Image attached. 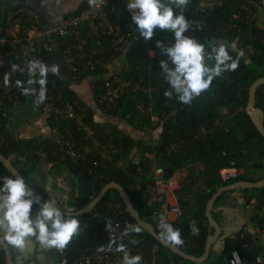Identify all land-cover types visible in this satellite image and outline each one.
I'll list each match as a JSON object with an SVG mask.
<instances>
[{"label":"trees","instance_id":"trees-1","mask_svg":"<svg viewBox=\"0 0 264 264\" xmlns=\"http://www.w3.org/2000/svg\"><path fill=\"white\" fill-rule=\"evenodd\" d=\"M126 3L127 0H106L104 6V12L111 25L118 27L121 31L132 32L131 45L126 54V64L122 69L117 70L130 83L127 93L120 100L121 113L119 114L116 111L110 114L112 116L119 115L128 124L141 130L142 127L154 124V127L160 132L155 144L148 145L145 149L141 139L134 138L127 132L113 129L111 133L115 135L117 141L124 148L115 161L100 163L97 168L98 172L96 171L93 174L84 169V163L81 160L74 161L69 157L63 150L62 145L56 141L57 134L55 132L50 136H44L38 142H31L29 139L22 140L15 136V132L9 133L5 130V118L0 116V153L8 158L16 155L15 157L20 159V162L23 163V167H21L22 175L39 196L45 195L48 181L47 173L42 170L44 165L48 166L51 173L69 180L71 183L76 181L80 183L83 181L89 182L96 194L108 183L116 181L126 189L134 206L140 212L141 218L152 223L158 235L161 233L159 227L161 221H156L150 217L152 210L147 211L144 208L148 200L152 198L148 190H155L158 179L152 167L154 164L163 168L170 166L174 171L186 167L189 171L187 179L180 187L177 186L174 191L183 216L181 215V218L178 217L174 221L167 220L166 222L171 224L173 228L179 229L181 236H192L190 238L200 239L204 248L208 233L205 232L203 236L194 237L191 234V226L194 220H197L199 224L209 223L206 215L208 201L223 184L232 182L222 181L220 170L231 165V161L235 158L237 160L243 158L245 161V152L250 155L254 154L259 161L264 159V136L247 111L250 87L255 80L264 76V0H190V3L184 9L185 18L187 20L201 19L206 21L204 32L201 35L198 34L200 37L199 42L206 45V51L211 52V42L219 41L229 45V54L233 59L237 57L240 51L244 53L240 57L237 70L225 72L221 77L214 79L209 90L194 99L190 105L179 102L175 94L171 98L164 95L165 91L169 89V85L162 76L159 61L166 57L162 49L156 46V42L160 41L165 46H171L175 42L174 34L157 28L153 37L145 40L139 35L136 25L132 24L131 15L125 7ZM89 5V0H84L71 15L86 10ZM245 5L251 6L249 11L256 12V17L250 18L247 16L244 11ZM184 35L190 36V30L186 31ZM60 41L63 46L62 50L57 47L52 51H47L43 48V44H38L28 49L23 55L25 57L26 54L30 61H47L68 52L67 55L71 56L67 61L83 63L82 65L88 63V56L82 58L79 51L73 49V40L62 38ZM101 41L102 45L98 46L99 51L109 58L113 53L112 37L107 33H102ZM234 43L236 46L233 45ZM90 46L93 47L95 44L89 39ZM17 47L18 53H20L21 47ZM8 49L7 45L0 47V52H6ZM151 51L156 52L155 56L151 57L149 55ZM88 53L89 49H86V54ZM16 62L19 63V67L14 76H19L22 74V68L20 61L16 60ZM206 62L209 65L213 63L209 60H206ZM109 70L98 64L93 72L83 75L76 82L69 77L68 83L60 81L57 76L48 72L46 86L51 88L60 87L64 92V102H67L71 101L73 96L80 94L75 87L82 85L85 78L90 77L94 80L91 84L94 88L90 89L93 93L92 101L95 102L96 94L105 88L104 76L108 74ZM66 71L68 72L67 67ZM39 79V73L32 78L35 81ZM138 81H140L141 86L134 89L133 83ZM37 86L40 89L39 83H37ZM150 92L152 96H149ZM38 96V94H31L24 100L38 107L37 102H34L38 99ZM82 97L83 105L88 109L92 125L94 127L99 126L96 125L97 123L93 119V109L90 104L84 102V95ZM140 99L153 102L151 114L145 117H142V114L135 110V105ZM256 106L264 108V85H261L256 91ZM37 109L41 111L39 108ZM152 114L158 116L157 121L151 119ZM50 124L52 129L55 124L52 117H50ZM66 127L72 130L75 138H78L74 121L61 124L62 134H64ZM97 133L103 137L100 130ZM107 135L109 136L110 133H107ZM27 142L29 145H27ZM135 147H138L135 156H140L138 162L135 161V157H130ZM79 148L77 147L76 150H79ZM146 152H151L154 155L153 158L148 157ZM244 161L242 163L237 161V165H244L245 167L252 165L251 163L246 164ZM123 162H126V167L121 165ZM35 170H38L44 181V184L40 187V192L36 189L35 183L32 184L27 180L28 176L34 173ZM3 176H13L15 178L12 172L0 161V177ZM2 183L3 181L0 180V184ZM138 185L140 189H138ZM254 189L261 191L257 203L259 207L264 206V186ZM193 196L196 197L193 199L194 201L200 200L197 209H194L191 204L194 203L191 201V197L194 198ZM48 197L49 199H55L51 196ZM55 200L57 201V199ZM91 200V196L84 197L80 193L69 200V208L66 211L81 209ZM111 203H121L124 212L118 215L110 207ZM57 204L63 209V204L58 201ZM39 207H41L39 204H33V217L35 216L34 210ZM95 213H99V215L95 217ZM64 215L66 218L75 217L79 221L85 220L87 222L86 226L81 225L79 227V235L74 236L66 246V258L70 264H74L84 253H93L103 246L116 244V240L108 238V233L116 228L118 221L122 223L124 230H126L127 224L139 227L140 231L136 234L140 238V247L147 254L155 252L164 264H171V255H177L161 243L148 229L137 223L136 219L129 213L120 192L115 188L110 189L103 201L91 212L81 215ZM261 221L262 219L259 220V222ZM250 238V236L244 238L241 235L236 238H229L226 241L222 259L215 264L227 262L234 249H237L246 260L255 259L254 252L244 247L245 242L250 241ZM113 241L114 243H112ZM120 243L126 245L125 241L119 242L118 245ZM198 243L200 244V242ZM0 264H7L6 253L1 243Z\"/></svg>","mask_w":264,"mask_h":264},{"label":"built area","instance_id":"built-area-1","mask_svg":"<svg viewBox=\"0 0 264 264\" xmlns=\"http://www.w3.org/2000/svg\"><path fill=\"white\" fill-rule=\"evenodd\" d=\"M105 4L106 0H96L86 10L68 16L55 27L46 25L34 11L26 7L17 8L13 11L14 15H9V19L16 20L18 25H21L22 30L12 36L8 28L0 26V47L10 44L20 45L23 52L26 53L28 49L38 44H43V48L47 51H52L57 47L60 48L59 50H62L63 46L60 39H71L74 41L73 49L77 50V52L79 51L80 57H89L88 63L84 65H82L83 63L80 64L72 62L71 60L66 62L68 72L70 71L68 75L75 82L80 77H83V75L93 72L98 64L105 69H110L111 62L116 60L117 55L119 56L130 42L132 32L126 30L121 31L118 27L110 24L109 18L104 12ZM250 8L251 6L249 5L244 6V11L247 13V16L250 18L256 17L257 13L255 12V14L249 11ZM188 20L190 23V36H196L194 38L200 40L199 35L204 32L206 21L201 19ZM102 33H107L112 37L111 45L113 47V53L109 58L99 51L100 48L98 46L102 45ZM89 39L95 46L89 47ZM86 49H89L88 54H86ZM205 52L208 53L206 50ZM18 60L22 68V74L19 76L11 75L0 67V116L5 119L9 117L10 110L17 109L24 103V99L28 96L23 93L24 88H30L32 95H39L40 92L37 83L28 84V81L34 75L30 76L28 72V62L30 60L26 57V54L25 57L24 55L22 57L18 56ZM129 83L119 71L110 72L104 81L105 88L96 94L95 102L99 106L100 111L106 114L116 111L121 113L120 100L127 93ZM133 84L134 89H138L141 86L140 81L134 82ZM63 94L64 92L60 87L51 88L50 86H46L45 99L37 103V108L49 119L52 117L55 122L52 128L53 133L55 132L57 134L55 139L62 145L63 150L69 157L74 161L81 160L84 163V169L95 174L100 163L115 161L124 146L117 141L118 139L115 138L113 133L107 131L104 123L98 124L94 119L95 123H97L96 125L99 126L94 127L92 125L93 123L89 118L88 109L83 105V97L81 94L73 96L72 100L67 102H64ZM152 106V101L140 99L135 105V110H138L142 114V117H145L151 114ZM151 119L157 121L158 116L152 114ZM70 121L75 122V130L78 132V138L74 137L72 130L68 127H66L64 134L60 130L61 124L63 125L65 122ZM98 130L101 131L103 137L97 133ZM107 133H110V135L108 136ZM77 147H80L79 150H76ZM152 170L158 177L155 187L156 193L163 196L168 193H174L176 188L174 173L168 179H159V177L165 174V168L154 164ZM221 174L224 180L234 181L238 179L240 169L232 163L228 167L223 168ZM110 207L118 215L124 212L121 203H111ZM170 212L174 213L177 217L182 215V209L179 203L172 205ZM263 212L264 206L261 207L260 214ZM98 215L99 213L94 214L95 217ZM81 225L86 226L87 222L80 220ZM124 232L122 223L118 221L116 228L108 233V238L116 240V244L111 245V247L110 245L103 246L93 253H84L74 264H122L124 254L115 250L121 241L126 242V250L130 255H140L142 257L141 264H164L163 260L155 253L147 254L140 247V238H138L136 232L129 231L127 235H124ZM133 240L136 243H132ZM248 245L246 243L245 246L249 247ZM50 250H56L58 252L61 264H70L66 258V248L62 251L55 248H51ZM234 253L236 254L235 256L233 255ZM223 264H264V259L258 254L255 259L246 260L237 249H234L231 252L229 260Z\"/></svg>","mask_w":264,"mask_h":264},{"label":"clouds","instance_id":"clouds-1","mask_svg":"<svg viewBox=\"0 0 264 264\" xmlns=\"http://www.w3.org/2000/svg\"><path fill=\"white\" fill-rule=\"evenodd\" d=\"M95 2L96 0H89L90 4ZM189 3L190 0H127L125 6L131 15L132 24L136 25L139 35L145 40L151 39L157 28L174 34L175 42L171 46L156 42V46L162 49L166 57L159 61V67L169 85V89L164 93L165 97L171 98L175 94L178 101L186 105H190L194 99L208 91L214 79L221 77L225 72L237 70L240 57L244 55L243 51H240L233 59L229 54V45L219 41L211 42V52L206 53L204 43L192 36L184 35L190 28L189 20L184 14V9ZM206 60L213 63L209 65ZM16 67L14 65L13 70ZM28 71L30 76L39 72L40 79L38 81L30 79L28 84H40L39 97L34 102H42L45 99L47 73L51 71L58 74L59 67L56 65L49 67L39 60H32L28 62ZM23 93L29 95L32 91L30 88H24ZM97 107L100 110L98 105ZM95 121L98 124L104 123L107 131L111 132L105 122L96 119ZM0 180L3 181L0 184V240L8 246L23 250L27 238L34 239L44 248L62 251L74 236L79 235L80 221L75 217L66 218L55 199L46 200L33 217L32 207L38 197L33 196V191L27 187L22 176L16 175L15 178L3 176ZM96 195L92 191L91 198ZM159 227L162 240L173 246L183 245L179 229L173 228L163 218ZM129 231L138 233L140 228L128 225L124 235ZM191 234L199 235L195 223L191 226ZM132 243L136 241L133 240ZM115 250L124 254L122 264H141L142 257L130 255L123 243L117 245Z\"/></svg>","mask_w":264,"mask_h":264},{"label":"crops","instance_id":"crops-1","mask_svg":"<svg viewBox=\"0 0 264 264\" xmlns=\"http://www.w3.org/2000/svg\"><path fill=\"white\" fill-rule=\"evenodd\" d=\"M83 1L84 0H0V26L8 28L10 30V35H16L20 30H22V27H20V24L18 25V22L16 20L9 19V15H14L13 11L17 8L26 7L27 9L34 11V13L37 14L46 25L55 27L59 25L62 20L70 16L71 13H74ZM7 46L9 47V49L6 52H0V67L9 74L14 75L19 67V63L17 64L16 60H18V56L21 57L24 52L21 47L20 53H18L17 46L20 45L10 44ZM67 54L68 52L64 53L63 55L55 56L50 60L41 62L49 67L51 65L58 66L59 72L58 74L54 75L57 76L60 81H65L68 83L69 76L68 72L66 71V62L68 59H70L71 55ZM117 62L118 60L116 62L115 60L111 62L110 70L108 74L104 76V79L109 76L110 71L120 70L126 64V61L124 60L122 61V64ZM14 65L17 66L15 70H13ZM49 72L52 73L51 71ZM38 73L39 72L35 73V75H37ZM92 81H94L93 78L87 77L85 78L82 85L76 86L75 88L79 93H83L84 89H87L88 87L89 90H91L92 88H94L93 85L91 86ZM89 97L90 99L85 98L84 101L87 104H90L91 108L94 111L93 117H95L97 121L105 122L110 130L118 129L122 132L129 133L134 138H138L134 135V132L131 130V128H128V126L134 128L133 125L128 124L127 121L119 115L112 116V114H103V112L101 113L96 103L92 101V92L91 94H89ZM36 111H38L37 106H34V104L25 100V102L19 108L10 110L9 117L5 119V130L7 131L9 127H14L15 136H17L19 139L22 138L25 140H32L33 138H31L30 136L33 135L35 137V135L39 133H41L45 137L52 135L53 130L51 129L50 119L43 113L42 116H37ZM122 121L124 123H127V127H125L126 125L123 124ZM36 127L38 128L37 131L39 132L34 133ZM145 128L148 129L147 126H145ZM156 141L157 140L155 139L153 145ZM143 145V148L145 149L148 146L147 144ZM147 153L151 152H146V155ZM15 156L16 155H13L12 159H14ZM151 156L154 155L151 153ZM151 156L149 155L148 157ZM138 159H140V156ZM262 175V177H264V174ZM47 183V192L50 195L54 194V198L57 199L59 203H63L64 206H67L69 200L72 197H76L80 193L83 194L82 183L78 182L77 187L74 188L72 185L74 182L71 183V181L69 180H65L59 176L54 175L49 169ZM137 187L138 189H140L139 185ZM252 190H255V193L251 192L249 188L240 187L239 189H231L218 198L217 201L219 202L217 203L216 201L213 210V216L218 224L222 227V233L220 237H218V239L212 243L208 254H206L207 240L203 248L200 239L190 238L192 236H181L184 243L183 245H180V247H176L187 253L192 258L202 259L200 262L188 259L181 254L173 251V253H176L177 255H171V264H215L222 259L223 251L226 248V241L229 238H236L240 235L244 238L250 236V241L247 240L248 242H245L244 247L250 251H253L254 256L260 254L264 259V212L261 213L263 215L260 214L261 206L259 207L257 203L260 199L261 191L256 189ZM93 193H95L94 189ZM148 193L152 198L148 200L144 208L147 211L152 210L150 217H152L156 221H161L162 218L165 221H174L176 218H178L176 215H174V213L170 212L171 206L179 203L175 193H168L167 195L163 196L157 194L154 189H149ZM193 197L194 198L191 197V201L194 203L191 204L194 206V209H197L200 200L198 199V201L196 202L193 200L196 197ZM153 205L157 207H154ZM260 219H262L261 222H259ZM194 223L195 226L199 229V235H194V237L203 236V233L205 232H207L209 236L214 231V225H211L210 220L208 224L207 222L199 224L197 220H194ZM32 241L36 242L39 245L40 252H43L45 254V256L42 257V260L45 259V262H47V264H61L59 260L60 258L51 254V251L53 250L44 248L34 239L27 240L26 238V242L28 244ZM198 242H200L201 245ZM246 243L249 244V247L245 246ZM10 248L12 255L16 256L19 252V249L14 247Z\"/></svg>","mask_w":264,"mask_h":264},{"label":"water","instance_id":"water-1","mask_svg":"<svg viewBox=\"0 0 264 264\" xmlns=\"http://www.w3.org/2000/svg\"><path fill=\"white\" fill-rule=\"evenodd\" d=\"M263 84H264V76L258 78L257 80H255L252 83V85L250 87V91H249V102H248V106H247V111H248L249 115L251 116L254 124L257 126L259 131L264 136V109L261 107L255 106L256 91ZM137 151H138V147H135L133 149V151L131 152L130 157L133 158ZM0 161L4 164V166L9 171L12 172V174L14 176L19 175V176H22L24 178L21 171L18 169V167H16V165L14 164V162H12V160L10 158H8L5 155L0 153ZM173 173H174V169L172 167H170V166L166 167L165 168V174L162 177H159V179L160 178L168 179L169 177H171L173 175ZM25 182H26L27 187L33 191V196L38 197L36 203L42 207L44 202L41 200L39 195L36 193L35 189L31 185H29L26 180H25ZM77 184H78V182L76 181L72 185L74 188H76ZM82 186H83V196L84 197L92 196L93 190H92L91 184L87 181H83ZM263 186H264V177L260 178L259 175H256L254 177V181L233 182L229 185L220 187L213 194V196L210 198V200L208 201V203L206 205V215L208 216L211 225H214V231L212 234H210L208 236V239H207L206 254H208L212 243L214 241H216L222 233V227L218 224V222L216 221V219L213 216L214 206H215L218 198L221 195H223L226 191H229L231 189H236L239 187L261 188ZM112 188H115L120 192L121 198L124 201L125 205L127 206L129 213L131 214L132 217H134L136 219L137 223L141 227L148 229L161 243H163L165 246L170 248L172 251L179 253L188 259H192L193 261H199L200 262L202 260V259H198V258L197 259L192 258L187 253H185L184 251L179 249L178 247L173 246L170 243H166L164 240H162L160 238V235H158L157 232L155 231L154 225L141 218L140 212L134 206V203L132 202L130 195L128 194L126 189L121 184L117 183L116 181H112V182L108 183L107 185H105L96 196L92 197V200L85 207L78 209L76 211H66V210L61 209L62 214L81 215V214L91 212L101 201H103V199L107 195V192ZM0 243L3 246L5 253H6L7 264H47V262H45V259L42 260V257L45 256V254L43 252H40L39 245L36 242L32 241L29 244L27 242H25V244H26L25 248L23 250L19 249V252L16 256L12 255L11 248H10L11 246H8L3 240H0Z\"/></svg>","mask_w":264,"mask_h":264},{"label":"rangeland","instance_id":"rangeland-1","mask_svg":"<svg viewBox=\"0 0 264 264\" xmlns=\"http://www.w3.org/2000/svg\"><path fill=\"white\" fill-rule=\"evenodd\" d=\"M157 33H159V32H157ZM156 39H158V37H156ZM130 45H131V43L129 42L128 43V45H127V47L123 50V52H122V54L115 60V62L118 60V62L117 63H120V64H122V61L124 60V61H126V54H127V52H128V50H129V48H130ZM234 46H236V44L234 43L233 44ZM155 54H156V52L155 51H151V53L149 54L151 57H153V56H155ZM117 71V70H116ZM80 88V87H79ZM81 94V96L82 95H84V97L85 98H88V99H90V97H89V94H91V90H89V87L87 88V89H84V91H83V93H80ZM150 96H152L151 95V92H150ZM84 98V99H85ZM37 112V113H36ZM35 113H36V115L37 116H42L44 113L43 112H39V111H36ZM43 113V114H42ZM35 115V116H36ZM45 115V114H44ZM123 122V121H122ZM123 124H125L126 126L125 127H127V123H124L123 122ZM128 128H131V130L134 132V135L135 136H137L139 139H141L142 141H143V143L144 144H147V145H152L153 144V142H154V140L156 139L157 140V137H158V135H159V130L156 128V127H154V124H152V125H150V126H148L147 128L148 129H146L145 127H142V130L141 129H139V128H132V127H130V126H128ZM150 128V129H149ZM38 130V128L36 127V129H35V131H34V133L35 132H39V131H37ZM7 132H9V133H14V127H9V129L7 130ZM31 138H33L32 139V141L33 142H38V141H40V140H42L43 138H44V136L41 134V133H39V134H37V135H35V137L32 135V136H30ZM147 155L149 156H151V153H147ZM152 157V156H151ZM150 157V158H151ZM10 158V157H9ZM139 158V156H135V161H137V159ZM11 160H12V162H15L16 164H18V165H20L21 167H23V163L22 162H20V159H17L16 157L14 158V159H12V156H11V158H10ZM152 159V158H151ZM192 164V163H191ZM122 166H124V167H126L127 166V164H126V162H123V164H121ZM41 167V166H40ZM48 166L46 165H44L43 167H42V170L44 171V172H46L47 174H48ZM261 169H258V171H260ZM188 174H189V171H188V169L185 167V168H183V169H181V170H176V172L174 173V176H175V180H174V182H175V186L177 187V186H180L186 179H187V176H188ZM29 178L27 179L28 181H30L32 184L33 183H35L36 184V186H37V190L40 192L41 191V186L44 184L43 182V177L40 175V173L38 172V170L36 171H34V173H32L30 176H28ZM75 181V180H74ZM39 187V188H38ZM249 190H251V192H253V193H255L253 190H252V188L251 189H249ZM51 197H55V195L54 194H51L50 195ZM219 202V201H218ZM217 202V203H218ZM153 206H155V205H153ZM63 208L65 209V210H67L68 208H69V204H67V206L65 205V206H63ZM51 254H53V255H55V256H57L58 257V252L56 251V250H53V251H51Z\"/></svg>","mask_w":264,"mask_h":264},{"label":"flooded vegetation","instance_id":"flooded-vegetation-1","mask_svg":"<svg viewBox=\"0 0 264 264\" xmlns=\"http://www.w3.org/2000/svg\"><path fill=\"white\" fill-rule=\"evenodd\" d=\"M264 85V84H263ZM248 106V105H247ZM255 106H256V97H255ZM264 109V108H263ZM22 139V138H21ZM22 140H25V139H22ZM31 142H32V140L31 139H29ZM27 145H29V143L27 142ZM254 153V152H253ZM246 159H245V161H244V159L243 158H241L240 160H237V158H235V159H233L232 161H231V164L233 163L237 168H239L240 169V174H239V176H238V179H236V180H234V181H232V182H230V183H228V184H223V186H226V185H229V184H231V183H233V182H237V181H254V177L256 176V175H259L260 176V178L263 176L262 174H264V159H262V160H257V156H255L254 154H252V155H250L248 152H245V156H244ZM237 161H239L240 163H242L243 161H244V163H246V164H249V163H251L252 165L251 166H248V167H245L244 165H241V166H239V165H237ZM15 165H16V167H18V169L20 170V171H22V168H21V166L20 165H18V164H16L15 163ZM262 165V166H261ZM226 167H228V166H226ZM225 168V167H224ZM223 169V168H222ZM221 169V170H222ZM258 169H261L260 171H258ZM221 170H220V174H221ZM48 175V174H47ZM221 179H222V181H225V182H228V181H226V180H224L223 178H222V174H221ZM48 182V181H47ZM48 184V183H47ZM47 184H46V193H45V195L44 194H42L41 196H39L40 198H41V200L43 201V202H45L46 200H48L49 199V197L48 196H50V194L47 192ZM222 187V186H221ZM240 188V187H239ZM239 188H236V189H239ZM241 188H243V187H241ZM249 189H251V188H249ZM252 189H254V188H252ZM228 191H226V193H227ZM64 209V208H63ZM38 209L36 208L35 210H34V215H35V213H36V211H37ZM65 210V209H64Z\"/></svg>","mask_w":264,"mask_h":264}]
</instances>
